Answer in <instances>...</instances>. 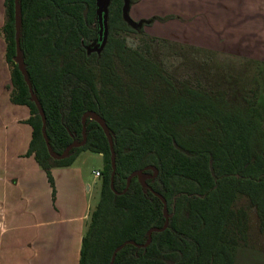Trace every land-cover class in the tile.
Masks as SVG:
<instances>
[{
    "label": "trees",
    "instance_id": "1",
    "mask_svg": "<svg viewBox=\"0 0 264 264\" xmlns=\"http://www.w3.org/2000/svg\"><path fill=\"white\" fill-rule=\"evenodd\" d=\"M124 7L125 0H109L108 38L99 51L96 0H21L23 59L53 152L63 155L82 143L86 126V144L55 159L17 63L16 3L5 0L0 35L11 101L31 113L28 155L54 190V168L71 166L85 151L102 155L100 200L83 237L80 264H111L127 242L133 244L118 252L114 264H235V250L247 245L241 244L248 215L237 208L240 198L264 226V95L258 85L243 96L225 84L210 86L213 78L203 65L178 76L176 66L167 65L166 39L144 29L169 17L136 21L129 9L126 18ZM132 35H138L136 46L128 44ZM89 114L100 116L112 136L114 189L111 145L97 121L88 116L84 124ZM140 171L149 188L135 176L127 189L128 179ZM155 193L167 201L168 220ZM167 221L142 247L149 232Z\"/></svg>",
    "mask_w": 264,
    "mask_h": 264
},
{
    "label": "crops",
    "instance_id": "2",
    "mask_svg": "<svg viewBox=\"0 0 264 264\" xmlns=\"http://www.w3.org/2000/svg\"><path fill=\"white\" fill-rule=\"evenodd\" d=\"M263 12L252 15L261 18ZM133 13V20L144 19L136 9ZM246 16L241 14V24ZM231 21L237 23L236 19ZM4 22L5 0H0V30ZM217 25L225 29L227 17ZM260 27H255L248 39L220 30V34L227 32L220 36L225 39L221 45L232 41L237 42L236 47L246 44L250 46L249 57H262L264 41L258 40L264 31ZM5 51L0 35V264H80L83 237L101 193L103 169L93 161L103 160L102 155L85 151L71 166L54 168V190L34 155H28L33 128L26 120L31 113L27 106L11 101Z\"/></svg>",
    "mask_w": 264,
    "mask_h": 264
},
{
    "label": "rangeland",
    "instance_id": "3",
    "mask_svg": "<svg viewBox=\"0 0 264 264\" xmlns=\"http://www.w3.org/2000/svg\"><path fill=\"white\" fill-rule=\"evenodd\" d=\"M135 1L129 0L131 16H136L133 13L136 9L140 12L139 17L144 16L142 20L169 17L164 21L155 20L145 27V31L151 36L166 39L165 51L160 46L157 51L169 53L171 58L166 59L167 65L176 66L178 76L192 75L196 72L195 65H203L205 74L214 79L210 80V86L215 84L216 88H224L225 84L226 88H232L243 96L258 85L264 95V53L262 57L251 58L248 53L250 46L241 44L236 47L235 41L221 45L225 39L220 37L228 32L230 36L248 39L251 32H255V27L261 26L264 31V12L259 15L262 19L252 15L255 11H264V0H137L138 6L132 10ZM241 14L248 15L243 24ZM225 17L229 25L223 29L217 24ZM233 19L237 23L232 22ZM250 22L255 25H250ZM220 30L227 32L220 34ZM259 39L258 42L264 41L262 33ZM137 43L138 35L128 37L129 45L136 46ZM96 164L104 169L102 159L93 161V165ZM97 200L99 202L100 197ZM237 208L247 211L248 229L246 243H241L247 244L246 247L235 250V264H264V226L246 199L240 198Z\"/></svg>",
    "mask_w": 264,
    "mask_h": 264
},
{
    "label": "water",
    "instance_id": "4",
    "mask_svg": "<svg viewBox=\"0 0 264 264\" xmlns=\"http://www.w3.org/2000/svg\"><path fill=\"white\" fill-rule=\"evenodd\" d=\"M15 3H16V45H17V58L16 59H17V63L19 64L20 70H21V72H22V74H23V76L25 78L26 83L28 84L32 100L35 102L36 106L38 107L40 115L42 117V121H43V128H42L43 136H44V139H45V141L47 143V148L49 150V153L55 159H64L65 157H67L69 155V152L73 148L79 147V146H82V145L86 144V142H87L86 126L84 127V132H83L85 139H84V141L82 143H74V144L70 145L65 150L63 155H57L56 153L53 152V149H52V146H51L48 134H47V129H46L47 118H46V115H45V111H44V109L42 107V104L39 101V99H38V97H37V95H36V93H35V91L33 89V86H32L31 80L29 78V74H28V71L26 69V66H25V63H24V59H23V52H22V49H21V31H22L21 0H15ZM108 3H109V0H96L97 27H98L99 39H98V43H97V46H96L95 49L99 50V51L104 47V45L106 44L107 38H108V26H107V6H108ZM129 6H130L129 0H125L124 13H125L126 18L128 17L127 10L129 9ZM88 116H90L91 119L97 121L103 127V129L105 130V132H106V134L108 136V139H109V142H110V145H111L112 168H113V172H112V176H111V185H112V188L114 189V177H115V174H116V168L117 167H116V154H115V149H114V143H113L112 136H111V134L109 132V129H108L107 125L105 124L104 120L100 116H98L96 114H89V115L85 116L84 121H83L84 124H85L86 118ZM156 174H157V171H156ZM135 176L139 177L141 183L143 184V186L145 188H149V186L147 185V183L145 181L146 175L143 172L140 171V172L134 173L128 179L127 189L130 186L132 178L135 177ZM120 194H122V193H120ZM155 194L163 201L164 206H165L166 217H167V220H168L169 216L167 214V201L163 197H161L159 194H157V193H155ZM168 224L169 223L167 221L165 227H163L162 229H153V230H151L149 232V240H148V242L145 245H143L142 247H147L150 244V242L152 240L153 232L165 230L168 227ZM128 243H132V242H127V243L123 244L122 246H120L119 248L116 249V251L114 252L111 264H114L118 252L121 249H123Z\"/></svg>",
    "mask_w": 264,
    "mask_h": 264
},
{
    "label": "built area",
    "instance_id": "5",
    "mask_svg": "<svg viewBox=\"0 0 264 264\" xmlns=\"http://www.w3.org/2000/svg\"><path fill=\"white\" fill-rule=\"evenodd\" d=\"M95 174H96L97 176H99V177L101 176V173H100V172H96Z\"/></svg>",
    "mask_w": 264,
    "mask_h": 264
},
{
    "label": "flooded vegetation",
    "instance_id": "6",
    "mask_svg": "<svg viewBox=\"0 0 264 264\" xmlns=\"http://www.w3.org/2000/svg\"><path fill=\"white\" fill-rule=\"evenodd\" d=\"M131 17V16H130ZM132 18V17H131ZM146 27V26H145ZM145 29V28H144Z\"/></svg>",
    "mask_w": 264,
    "mask_h": 264
}]
</instances>
